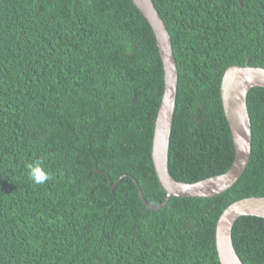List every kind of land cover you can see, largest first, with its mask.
I'll list each match as a JSON object with an SVG mask.
<instances>
[{
	"label": "trees",
	"instance_id": "trees-1",
	"mask_svg": "<svg viewBox=\"0 0 264 264\" xmlns=\"http://www.w3.org/2000/svg\"><path fill=\"white\" fill-rule=\"evenodd\" d=\"M153 1L178 65L169 168L193 184L234 163L222 79L264 68V0ZM164 89L156 36L132 0H0V264H221L220 216L264 197V88L248 94L240 180L150 210L125 175L164 203L152 159ZM36 161L44 184L28 178ZM233 241L244 264H264V218H240Z\"/></svg>",
	"mask_w": 264,
	"mask_h": 264
},
{
	"label": "water",
	"instance_id": "water-1",
	"mask_svg": "<svg viewBox=\"0 0 264 264\" xmlns=\"http://www.w3.org/2000/svg\"><path fill=\"white\" fill-rule=\"evenodd\" d=\"M141 15L151 25L164 65L165 89L155 120L152 159L158 180L166 191L162 205L151 206L136 185L143 203L150 210L162 209L172 197L212 198L231 189L243 176L252 155V122L248 109V94L254 88H264V68L232 66L224 74L221 85L223 108L235 145V160L224 174L197 183L178 182L169 166L172 126L178 95V65L168 27L153 0H132ZM110 179V177H109ZM121 179L118 180L120 182ZM245 216L264 218V197H250L234 202L220 216L216 229L217 251L221 264H244L233 241L236 222Z\"/></svg>",
	"mask_w": 264,
	"mask_h": 264
},
{
	"label": "clouds",
	"instance_id": "clouds-1",
	"mask_svg": "<svg viewBox=\"0 0 264 264\" xmlns=\"http://www.w3.org/2000/svg\"><path fill=\"white\" fill-rule=\"evenodd\" d=\"M42 161H36L32 163H27L25 165L27 169L28 178L37 185L44 184L51 177L48 172H46L42 166Z\"/></svg>",
	"mask_w": 264,
	"mask_h": 264
}]
</instances>
